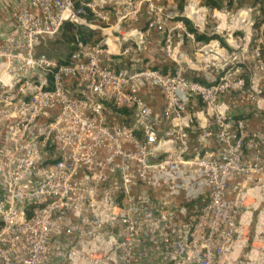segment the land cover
<instances>
[{"label":"built area","instance_id":"obj_1","mask_svg":"<svg viewBox=\"0 0 264 264\" xmlns=\"http://www.w3.org/2000/svg\"><path fill=\"white\" fill-rule=\"evenodd\" d=\"M180 1L0 0V264H229L246 240L264 149L247 153L245 121L223 107L260 103L245 69L251 52L264 72V0ZM208 16L225 44L185 21L203 33ZM68 25L70 54L49 56ZM153 30L162 54L147 66ZM178 36L217 69H187ZM193 99L209 118L196 139Z\"/></svg>","mask_w":264,"mask_h":264},{"label":"crops","instance_id":"obj_2","mask_svg":"<svg viewBox=\"0 0 264 264\" xmlns=\"http://www.w3.org/2000/svg\"><path fill=\"white\" fill-rule=\"evenodd\" d=\"M145 17L139 23H135V27L145 26ZM151 33V40H146L145 49L137 55L142 59L143 65H157L160 62L161 52L159 45L161 43L162 35L156 31H149L146 33L148 36ZM249 39V33L247 40ZM182 39L177 38L176 53L182 49ZM248 42L246 41V44ZM249 47V44L248 46ZM178 51V52H177ZM156 53H158L156 55ZM182 55V54H181ZM193 56V53L191 54ZM134 57V56H133ZM187 58V57H186ZM198 61V60H197ZM193 64L195 62H189ZM190 68V67H189ZM192 68V67H191ZM246 78L249 79L252 89L259 93L260 103L239 102L234 101L230 96L224 97L225 105L223 108L226 112L235 118L243 119L246 123V151L251 152V146L258 143L261 149H264V72L261 71L255 63L251 52L247 53V68L245 69ZM143 95L149 104L155 110H160L165 104V98L159 88L155 86H148L143 90ZM190 110L194 113V122L188 128L189 136L191 139H196L200 132L201 126L205 125L209 120L205 106L198 100L193 99ZM163 127L162 129H164ZM249 193L252 196V206L243 211L240 215V225L242 231L251 234L253 240H259L261 229L264 223V182L253 186ZM248 236L246 240H248ZM244 242V241H243ZM243 242H237L228 255L229 264H264V250L262 252L250 251L247 254L245 263L240 260L243 254Z\"/></svg>","mask_w":264,"mask_h":264},{"label":"rangeland","instance_id":"obj_3","mask_svg":"<svg viewBox=\"0 0 264 264\" xmlns=\"http://www.w3.org/2000/svg\"><path fill=\"white\" fill-rule=\"evenodd\" d=\"M214 0H201V4L202 6H205V5H208L209 3H212ZM215 2V1H214ZM185 4V1L184 0H181L180 1V7H183V5ZM262 19H257V17H253V21H254V25H253V32H254V29L256 30L259 26H260V22H261ZM193 23V22H192ZM193 25L195 26V24L193 23ZM135 26V25H133ZM213 23H212V19L210 18V16H208V22L205 24V28H204V31H202L203 33H206V34H209L210 36L213 29ZM255 33V32H254ZM151 33L147 36L145 35V40L149 41L151 40ZM216 36H219L217 34H215L214 36L212 37H216ZM180 39H182V49H180V51L178 52V54H182V58L184 59V62H183V65L189 69H191V67L193 68L194 65L193 64H189V62L193 61V63L195 62V66H197V68H201L202 70H205V71H215L217 69V66L216 65H211L210 68H206L205 67V64L204 62H202L201 60L199 61V59H201V55H197L195 54V49H194V44L189 41V39H186L185 37H181V36H178ZM220 37V41L222 42V44H225V38ZM44 52H46L49 56L51 57H54L56 59H59V60H64L67 58V56L70 54L72 48H71V45L68 44L66 41H65V37L63 35H58L56 36L55 38L49 40L43 47L42 49ZM193 53V56L191 55ZM158 53H156L157 55ZM198 56V58H197ZM187 57V58H186ZM198 60V61H197ZM236 66H232L231 68L234 69ZM246 235L249 237L247 241H244L242 244H243V254L240 256V260L243 261L245 263V261L247 260V254L256 249L255 247L260 245V243L257 241V240H253V238L251 237V234L248 233L246 231ZM263 249L260 250V252H262Z\"/></svg>","mask_w":264,"mask_h":264},{"label":"trees","instance_id":"obj_4","mask_svg":"<svg viewBox=\"0 0 264 264\" xmlns=\"http://www.w3.org/2000/svg\"><path fill=\"white\" fill-rule=\"evenodd\" d=\"M209 4H216V2H212V3H209ZM186 23L188 24V27L191 31L195 32L196 35H197V38L200 39V40H205V41H208L209 39H211L212 37L211 36H208L207 34H203V33H199L191 24V22L188 20V19H185ZM80 34L83 33V31H80L79 32ZM65 37V41L69 44L70 42H72L75 38V34H74V27L72 25H68L67 26V29L63 35ZM72 48V47H71ZM247 80V86L250 85L249 83V79L246 78Z\"/></svg>","mask_w":264,"mask_h":264}]
</instances>
